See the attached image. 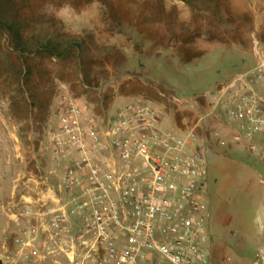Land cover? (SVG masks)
Instances as JSON below:
<instances>
[{"label": "rangeland", "instance_id": "rangeland-1", "mask_svg": "<svg viewBox=\"0 0 264 264\" xmlns=\"http://www.w3.org/2000/svg\"><path fill=\"white\" fill-rule=\"evenodd\" d=\"M30 2V29L49 35L62 27L67 36L59 40L73 48L62 59H29L30 106L12 86L0 94V164L13 167L14 179L51 164L47 137L60 95L87 102L98 120L128 103L147 102L161 112L163 128L186 132L209 108L205 91L264 59V0ZM51 16L55 20L45 22ZM228 120L223 113L207 116L195 129L204 138L198 142L212 150L204 155L203 193L211 241L228 247L214 252V264L224 258L233 264L240 234L254 235L264 225V164L231 142ZM215 133L227 144L218 145Z\"/></svg>", "mask_w": 264, "mask_h": 264}, {"label": "built area", "instance_id": "built-area-1", "mask_svg": "<svg viewBox=\"0 0 264 264\" xmlns=\"http://www.w3.org/2000/svg\"><path fill=\"white\" fill-rule=\"evenodd\" d=\"M204 97L211 98L205 115L178 132L163 128L161 112L147 102L98 120L87 102L60 95L47 137L51 164L17 178L26 192L35 185L36 197L24 194L14 215L23 225L0 264H214L203 200L211 148L195 129L225 114L231 142L246 144L264 164V59ZM249 264H264V252Z\"/></svg>", "mask_w": 264, "mask_h": 264}, {"label": "trees", "instance_id": "trees-1", "mask_svg": "<svg viewBox=\"0 0 264 264\" xmlns=\"http://www.w3.org/2000/svg\"><path fill=\"white\" fill-rule=\"evenodd\" d=\"M31 0H0V94L12 86L25 103L28 77L31 74L29 59L32 57L64 58L73 48L63 44L59 36H67L61 27L57 34H43L40 29H30L27 8ZM55 19L49 17L45 22ZM10 101H13L11 99Z\"/></svg>", "mask_w": 264, "mask_h": 264}, {"label": "crops", "instance_id": "crops-1", "mask_svg": "<svg viewBox=\"0 0 264 264\" xmlns=\"http://www.w3.org/2000/svg\"><path fill=\"white\" fill-rule=\"evenodd\" d=\"M166 122V121H162ZM232 131L228 132V137ZM241 147H246V144H237ZM247 148V147H246ZM249 151V150H248ZM212 150L209 152L211 153ZM13 167L10 165L0 164V256L9 251L13 244L12 238L14 235L19 234L21 227L23 225V218H15V214H19L24 201V194H30V197L35 198L36 186L32 187V191H27L24 189L23 185L19 184L16 186L17 178L14 179ZM207 180V173H206ZM205 180V182H206ZM25 198L29 201L31 198ZM17 220V221H16ZM249 236L251 238L249 239ZM241 248L237 249L240 253L239 257H236L233 264H249L251 257L258 251L264 252V225H260V229L257 230L254 235H249L248 233H241L239 236ZM248 241L252 245V251L248 249ZM249 243V244H250ZM215 253H223L227 251L228 247L226 243L216 241L212 243ZM254 251V252H253ZM253 252V253H252ZM221 264H223L221 262Z\"/></svg>", "mask_w": 264, "mask_h": 264}]
</instances>
